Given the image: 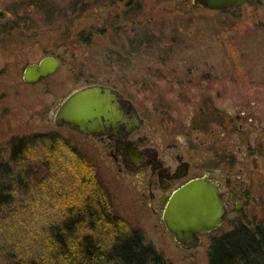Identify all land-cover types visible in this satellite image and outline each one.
I'll return each instance as SVG.
<instances>
[{
    "label": "rangeland",
    "instance_id": "1",
    "mask_svg": "<svg viewBox=\"0 0 264 264\" xmlns=\"http://www.w3.org/2000/svg\"><path fill=\"white\" fill-rule=\"evenodd\" d=\"M123 1L0 0V142L12 134L56 129L93 155V139L55 125L53 112L72 89L95 82L115 86L129 98L154 144L164 149L173 144L171 151L181 149L183 139L197 156L207 143L235 147L236 135L218 123L243 113L240 136L261 151L258 167L248 160L242 173L254 193L242 215L264 220V0L228 11L193 6L191 0H133L140 4L131 10L141 21L140 42L125 33L98 36L91 46L69 42L65 29L74 7L96 4L94 24L101 25ZM47 54L61 56L62 65L37 82H25L24 67ZM98 151L119 210L138 221L164 257L172 264H208L209 239L177 244L116 172L111 157ZM229 228L225 223L222 230ZM0 264H6L2 257Z\"/></svg>",
    "mask_w": 264,
    "mask_h": 264
},
{
    "label": "trees",
    "instance_id": "2",
    "mask_svg": "<svg viewBox=\"0 0 264 264\" xmlns=\"http://www.w3.org/2000/svg\"><path fill=\"white\" fill-rule=\"evenodd\" d=\"M139 6L124 0L101 25L94 24L96 4L74 7L65 35L87 46L122 33L140 42L141 21L131 12ZM101 167L56 129L0 142V257L6 264H172L138 221L119 210ZM209 241L208 264H264L262 222L234 225Z\"/></svg>",
    "mask_w": 264,
    "mask_h": 264
},
{
    "label": "flooded vegetation",
    "instance_id": "3",
    "mask_svg": "<svg viewBox=\"0 0 264 264\" xmlns=\"http://www.w3.org/2000/svg\"><path fill=\"white\" fill-rule=\"evenodd\" d=\"M120 94L127 98L122 92ZM132 104L135 106L133 102ZM124 105L130 108L128 102ZM135 109L138 112L136 106ZM138 115L140 116L139 112ZM242 116L243 113L233 116L230 114L227 122L218 123L224 131L236 135L238 144H235V147L224 145L221 149L218 142L213 147L207 143L206 147L202 148L200 156L195 154L194 147H187L189 143L184 139L181 149L171 151L169 148L173 147V144L167 149L162 146L157 147L154 144V135L150 137L144 128V117L142 116L140 117L143 121L140 125H131L127 128L124 123H119L117 133L114 134L108 131L86 134L65 126L80 135L93 139L91 148L96 158L99 155L98 149L111 157L116 172L131 187V191L140 199V203L157 215L161 224H163L161 213L164 205L176 187L197 176H206L211 180L217 186L224 203V214L222 222L216 228L198 233L200 241L196 245H199L203 243L204 238L210 240L211 236L225 231L222 230L225 223L230 224L229 229L237 224L255 227L260 222L264 223V220L254 213L250 217L242 215L245 207L254 198L251 186L243 183L242 173L248 160L254 169L258 167L257 153L261 151L257 146L254 147L246 136H240L243 135L244 125L239 123L238 119ZM78 146L85 148L80 143ZM185 149H188L187 155L184 153ZM209 244L210 241L207 247Z\"/></svg>",
    "mask_w": 264,
    "mask_h": 264
},
{
    "label": "water",
    "instance_id": "4",
    "mask_svg": "<svg viewBox=\"0 0 264 264\" xmlns=\"http://www.w3.org/2000/svg\"><path fill=\"white\" fill-rule=\"evenodd\" d=\"M250 0H191L193 6L208 9H224ZM3 12L0 11V16ZM63 63L57 54H47L28 63L22 79L34 83L54 73ZM129 103L130 108L123 106ZM55 125H67L81 133L108 131L117 133L118 124L127 128L140 125L131 100L122 97L118 89L105 83H88L72 89L59 101L53 112ZM183 173V172H182ZM217 186L206 176L193 177L176 187L169 195L161 213V221L175 242L196 245L198 233L211 231L222 222L224 205Z\"/></svg>",
    "mask_w": 264,
    "mask_h": 264
}]
</instances>
